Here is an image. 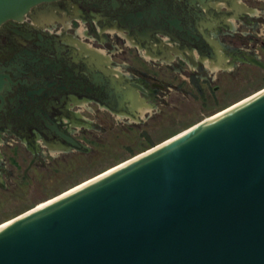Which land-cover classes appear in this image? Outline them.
Listing matches in <instances>:
<instances>
[{
    "label": "flooded vegetation",
    "instance_id": "obj_1",
    "mask_svg": "<svg viewBox=\"0 0 264 264\" xmlns=\"http://www.w3.org/2000/svg\"><path fill=\"white\" fill-rule=\"evenodd\" d=\"M260 22L264 0H50L5 20L0 189L5 178L30 185L52 153L86 156L97 117L141 123L174 89L218 103L227 91L216 94L211 75L264 72L248 60L264 62V40L257 50L236 44L261 38Z\"/></svg>",
    "mask_w": 264,
    "mask_h": 264
},
{
    "label": "water",
    "instance_id": "obj_2",
    "mask_svg": "<svg viewBox=\"0 0 264 264\" xmlns=\"http://www.w3.org/2000/svg\"><path fill=\"white\" fill-rule=\"evenodd\" d=\"M0 264H264V87L1 222Z\"/></svg>",
    "mask_w": 264,
    "mask_h": 264
},
{
    "label": "rangeland",
    "instance_id": "obj_3",
    "mask_svg": "<svg viewBox=\"0 0 264 264\" xmlns=\"http://www.w3.org/2000/svg\"><path fill=\"white\" fill-rule=\"evenodd\" d=\"M258 26L264 31V23L260 22ZM243 37L244 39L248 38L246 35ZM260 39L264 40V35L261 38H254L252 41L248 38L245 40V44H241L242 39L236 37V44L247 45L257 50L263 47ZM240 67H236L235 71L230 74L221 71L210 76L211 80L208 84L213 89L216 85V94L219 95V90L227 91L222 94L220 101L216 104H204L198 96L174 89L171 93L165 94V99L158 102L159 106L153 108L148 113L149 115L147 114L149 117L141 123L112 122L111 116L108 118L109 123H106L102 118L97 117L98 123L94 124L98 128L91 130L98 132L95 139L99 141L101 147H92L90 143H85L89 149L84 157L90 158L91 161L79 163V170L62 171L63 166L60 161H69L73 157L71 156L72 152L52 153V156L46 157L44 166H40L43 170L38 174L39 177L35 176L30 185L19 187L16 185L14 177L5 178L7 186L0 189L3 190L0 194V223L264 87L263 71L259 72L256 69L243 71ZM246 73L251 77H246L248 80H244ZM91 119L96 120L93 116ZM12 150L16 151L15 148ZM17 162L16 159L14 161L17 164L15 168L20 165ZM22 163L24 164V162ZM14 175L18 182L22 178L21 168L15 170Z\"/></svg>",
    "mask_w": 264,
    "mask_h": 264
},
{
    "label": "trees",
    "instance_id": "obj_4",
    "mask_svg": "<svg viewBox=\"0 0 264 264\" xmlns=\"http://www.w3.org/2000/svg\"><path fill=\"white\" fill-rule=\"evenodd\" d=\"M143 134H145V133H143ZM93 144H95L97 147H101L100 146V143H99V141H93ZM152 145H154V143H152V144H150L148 147H150V146H152ZM148 147H146V148H148ZM145 148V149H146ZM85 155H73V157H74V159H73V157L72 158H70L69 159V161H60L61 162V166H63V170L62 171H64V172H70V171H77V169L79 170V163H83V162H90L91 161V159L90 158H88V157H84ZM67 168H69L68 170H67ZM38 177H39V175H38ZM25 183L26 184H28L27 183V181L25 180ZM26 186V185H25Z\"/></svg>",
    "mask_w": 264,
    "mask_h": 264
},
{
    "label": "bare ground",
    "instance_id": "obj_5",
    "mask_svg": "<svg viewBox=\"0 0 264 264\" xmlns=\"http://www.w3.org/2000/svg\"><path fill=\"white\" fill-rule=\"evenodd\" d=\"M225 108V107H224ZM215 113V112H214ZM211 116H212V114H210ZM210 115H208V116H205L203 119H207L208 117H210ZM203 119H201V120H203ZM138 153V152H137ZM88 179V178H87ZM86 180V179H85ZM85 180H83V181H85ZM48 199H50V198H47V199H44V200H42V201H40V202H38V203H36L35 205L36 206H39V205H42L45 201H47Z\"/></svg>",
    "mask_w": 264,
    "mask_h": 264
}]
</instances>
